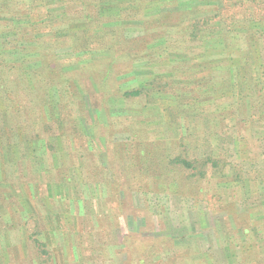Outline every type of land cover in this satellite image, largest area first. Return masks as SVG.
<instances>
[{"label":"trees","instance_id":"trees-1","mask_svg":"<svg viewBox=\"0 0 264 264\" xmlns=\"http://www.w3.org/2000/svg\"><path fill=\"white\" fill-rule=\"evenodd\" d=\"M12 1L14 0H0V4L7 3L6 6L8 5L5 6L6 9L0 6V37L8 31L9 33L14 32L15 37L24 41L26 37H29L27 34H31V38L34 40L29 42H37L36 25L31 30L26 28L25 31V28L17 27V24L13 22L14 18L30 17L34 19L36 16L41 18L45 31L53 30L58 37L75 34L71 33L72 26H77L81 33L85 30H82L84 27L80 28L82 25L86 29H91V16H93L91 13H94V9L89 6L90 0H56L65 5L72 3L68 4L70 6L64 7L62 11L60 10L59 13H53L49 6H45V11L42 10L37 3L44 0H15L14 6H12ZM77 1L83 2L85 8L84 12L79 15H76L78 4L75 2ZM135 6L136 10L147 9L149 16L146 18L150 21L141 23L145 32L141 33L142 35L139 37L129 35L106 37L104 44L98 39L95 45L91 40L94 37H65L68 38L66 41H70V44L73 45L75 52H90L93 48L98 51L90 55V62L84 63L81 67V70H86L89 66H94L97 70L95 72L96 83L91 81L90 87L86 80L84 81L86 84L82 86V80L77 83L71 79L77 69H67L65 65L72 66L73 64L69 65V62H66L68 60L59 61L56 54L53 55L52 60L42 57L37 69L28 74L23 73V63L31 62L28 57L23 55V52L30 51L32 46L18 47L22 51L20 63L9 64L3 61L4 67L0 65L1 70L3 69L0 73V101L10 107L12 102L7 95L9 88L12 89L10 93L13 94V90H15L13 86L18 87V89L16 88L18 92L24 93V100L17 101L18 108L16 110L13 107L12 109L0 107L1 138L9 140V145L16 146L17 149L19 147L23 149V146L25 147L28 142H39L40 132L37 127L35 128L36 123L31 117V115L37 114L35 119H39L40 131L43 127L48 157L55 160L59 157L57 161L62 162L61 154H57L59 152L56 148L57 145L51 141L54 137L58 138L52 133L53 129L50 124L54 117L56 118L54 122L65 123L71 120L75 123L69 105H76L81 118L88 122L90 118L86 115L88 102L84 98V94L87 93L81 91L80 87H82L85 92L92 91L95 97L97 94L102 96L99 107L101 110L107 111L109 124H114L118 118L117 125L121 122L128 126L124 131L125 140L114 143L115 133L111 131L112 126L107 124L109 132H107L106 138L108 145L117 144L122 150L119 157L120 163L115 167L118 170L114 169L113 171L114 178L117 180L131 178L134 181L137 179L138 181L132 185L137 192L156 193L158 189L160 193H169L173 196L203 195L204 190L199 186L202 179L205 182L215 180L216 184H223V188L234 183L239 184L236 185L238 189L244 190V188H248L245 184L246 181L249 182L250 187L254 186L255 176L252 175L253 173L234 167L229 169L232 176H228L226 171L229 164L222 158L209 157L192 161L186 158L183 152H176L174 150L176 147L172 146L176 144L171 141L173 136L171 130H165L162 133L163 141L159 142L160 144L157 143L156 147L137 144L140 150L138 154L125 149V145L136 144L135 139L144 138L150 134L149 122L162 118L161 109L179 113L181 110L184 111L183 109L190 108L193 111L201 112L204 107L216 106L220 116L211 118L209 125L212 131L217 133L219 124L225 120L224 117L229 115V111L234 112L235 115L230 114L231 118H236L238 108H235V104H238V106L241 105L242 115L245 114L249 117L245 118V121L252 118V125L254 123L259 126L264 125L262 122L264 120V0H136ZM87 13L89 16H86ZM53 17L56 19L60 17L58 24L63 23L62 32L55 31L57 24L54 25ZM236 24L244 26L247 30H235L234 25ZM36 46L39 49L42 47L38 43ZM10 47H13V41L7 39L1 43L0 51L9 50ZM57 47L56 45L55 48ZM140 66L152 67L154 77L144 85L123 88L124 82H130L135 78V73ZM29 79H32V83H29ZM3 90H5L4 93ZM226 95L228 98L225 104L222 102L223 98L218 97ZM55 97L65 107L63 121L61 120L62 115L51 111V107L53 108L52 99ZM112 98H119L127 103L134 102L141 111L137 115L129 114L122 118L124 115L119 116L118 112L114 113L113 108L108 107V101ZM106 100L107 107H105ZM23 101H25V105ZM25 107H27V113L28 108L32 112L27 117L23 114ZM41 116L45 121L41 119ZM145 121L148 122L147 125L144 124ZM73 128L77 130V126L73 125ZM7 134L11 137L6 138ZM179 141L181 142V140ZM56 143L58 144V142ZM130 149L133 150L134 147ZM128 152L133 154V158H130L125 164L124 153ZM95 158L96 165L99 166L100 157L95 155ZM59 161L55 162L59 171L61 170L56 175L58 178L55 184L57 185L50 182L53 180L54 173L49 169L47 171V195L52 199L58 198L55 207L62 202L59 199H64L67 195V190L70 187L67 188L64 182L70 178L71 172L68 171V168L71 169L75 166L72 159L66 165ZM90 166L92 167L84 162L79 167V172L85 179L89 178L91 182H99L107 177L99 175L98 169L93 167L92 169ZM187 171H193L196 179L187 176ZM143 183L146 186H143ZM114 185H116V189L118 188V192L115 190V195L120 199L119 189L122 192V184L118 185L114 182ZM219 188L216 189L218 194L221 192L226 194L221 191L223 189ZM249 191L252 192L250 189ZM204 195H207L205 191ZM219 198V201L210 200L208 208L214 213L226 208L235 212L232 219L225 218L229 220L228 227H233L236 235L238 234V237L231 238V244L235 249L237 248L236 244L241 246L242 255L251 254L256 247L259 249L256 236L251 235L253 232L252 223L255 221H253L251 213L255 214L256 212L258 216L263 215L264 201L254 206V204H248V200V202L242 200L239 202L245 208H241L238 207V200L233 199L234 197L223 199L221 196ZM109 201L107 200L109 207L107 220L110 223L113 221V226L122 232L121 241L124 244L123 251L126 253L124 264H164L160 256L162 251L159 252L157 249L162 250L164 246L173 248L175 239L168 236L169 234H165L156 236L157 238L153 242H147L145 239L149 237L141 238L134 232L124 233L122 219H120L124 218L123 211L125 210L124 204L121 202L122 199L118 204H116L117 200L112 199V209L109 206ZM110 214H112L113 220ZM115 218L119 221H114ZM263 220L259 223L258 228L264 229ZM57 221L60 222L59 219ZM41 232L37 227L35 232L28 237L30 247L33 249V256L30 259L37 260V264H52L50 246L40 239ZM259 236H261V241H264V231ZM212 255H214L212 252L208 254V256ZM247 259L258 260L259 257L252 259L247 256ZM261 260L264 262V256Z\"/></svg>","mask_w":264,"mask_h":264},{"label":"rangeland","instance_id":"rangeland-1","mask_svg":"<svg viewBox=\"0 0 264 264\" xmlns=\"http://www.w3.org/2000/svg\"><path fill=\"white\" fill-rule=\"evenodd\" d=\"M11 3L14 6L15 0ZM75 3L78 4L76 15L84 12V3L81 1ZM6 4H0V6L6 9ZM37 4L44 11L46 10L44 9L45 6H49L53 13H59L60 10L62 11L64 7H68L70 6L68 4L72 3L65 5L56 0H44ZM135 5L136 0H90L89 6L94 9V13H91L93 14L91 16V29H86L82 25L80 28L84 27L82 30H85L81 33L77 26H72L70 28L71 33L75 34L61 37H58L53 30L45 31L39 16H36L34 19L30 17L14 18L13 22L17 24V27H23L25 31L26 28H28L27 30H31L36 25L35 37L37 38V42H29L30 40H34L31 38V34H27L29 37L21 41L20 38L15 37L14 32L9 33L7 31L8 33L6 32V34L0 37V45L8 39L13 41V47H10L9 50L0 51V65L4 67L3 61L9 64L20 63L22 61L20 58L22 51L18 47L25 48L32 46L30 51L23 52V55L31 60L30 63L28 61L23 63V73L28 74L37 69L40 66L42 57H46V60H52L53 55L56 54L59 61L68 60L66 62H69V65L73 64L72 66L65 65L67 69H77L76 74L72 78L70 77L71 79L77 83L79 80H82V86L86 84V82L84 83L86 80L90 87L91 81L96 83L95 79L97 75L95 72L97 70L94 66H89L86 70H81V67L84 63H89L90 55L98 51L93 48L90 52H75L73 45L70 44V41H66L68 38L65 37H94L91 38L93 45L97 43L98 39L104 44V38L106 37H126L127 35L139 37L142 35L141 33L145 32V28L142 27L141 23L149 21L146 18L149 15L147 9L136 10ZM86 16H89V14L87 13ZM53 18L54 25L57 24L55 31L62 32L64 29L63 23L58 24L59 18ZM18 20L19 22H17ZM234 29L240 31L247 30V28L238 24L234 25ZM30 43L32 45H28ZM36 43L42 45V47L39 49ZM56 45L58 46L57 48H55ZM1 66L0 73L3 70H1ZM153 77L154 71L152 67L140 66L135 73V78L130 82L127 81L128 83L124 82L123 88L144 85ZM29 80V83H32V79ZM95 86L97 85L95 84ZM13 87L15 89L13 90V94L10 93L12 89L9 88L7 95L11 98L12 103L10 107L8 104L6 106L5 103L3 104L0 101L1 108L8 107L12 109L13 107L16 110L18 108L17 101L19 99L24 100V93L18 92L16 90L18 87ZM96 88L98 89V87ZM80 89L83 93H87L84 94V98L88 102V113L86 114L90 117L88 122L81 118L76 105H69L70 111L73 112L75 123L71 120L65 123L54 122L56 119L54 117L53 122L51 121L52 124H50L53 129L52 133L58 138L55 139L54 137L51 141L57 145L56 148L59 150L57 154H61L60 160L66 165L72 159V163L75 165L71 169L68 168V171L71 172L70 178L68 180L65 179L66 182L64 184L67 188H70L67 190L66 197L59 199L62 202L56 207L55 203H58L56 202L58 198L52 199L48 197L45 186L48 184L47 171L49 170L54 173L53 180H50V182L53 185H57L55 182L58 178L56 175H58L59 169L55 165V162L59 161H57L59 157L56 160L48 157L43 127L41 128L42 131H40L38 127L40 124L39 119H35L37 114L31 115V117L32 120L34 119L33 122L36 123L35 128L37 127L38 132H40L39 142H28L25 147L23 146V149L20 147L17 149L16 146H12V148L8 143L9 140H3L0 135V153L7 149L12 150L13 155L10 158L7 157L8 161H13L11 166L17 167L18 165L20 168L24 166L29 172L30 178L19 177V180L26 178L27 180L24 183L27 184V187L30 184L32 185L30 189L26 188L28 193L32 192L34 194L38 192L37 198L41 197L39 199H28L30 200L28 204L30 208L28 210L29 213L24 214L30 220H27L25 229L21 231V235L17 234V237H15L16 241H14V237H12V240L9 236L1 235L0 250L2 251H0V264H37V260L30 259L33 256V249L30 247L28 239L29 235L35 232L37 227L42 231L40 239L50 246L52 264H124L125 262L123 261L126 260V253L123 251L124 244L121 241L122 232L119 228L113 226V221L110 223L107 220V210H109L107 200H110V204H108L112 209V199L117 200L116 204L122 199L121 202L124 204V218H120L122 219L124 233L134 232L141 238L149 237L145 239L147 242H153L156 240V236L165 234H169L168 236L175 239L173 248L163 245L164 248L162 250L157 249L159 252L162 251L160 256L164 264H264L263 260H261L262 256H264V241H261V236H259L264 229L258 228L259 223L264 219V214L258 216L256 212L255 214L251 213L253 221L255 220L252 223L251 229L253 232L251 235L256 236L259 249L261 250L256 247L251 254L242 255L241 246L236 244L237 248L235 249L231 244V238L238 237V234L236 235L233 227H228L229 220L225 219L227 217L232 219L235 212L232 209L226 208L214 213L208 208L210 200L219 201V197L221 196L223 199L234 197L233 199L238 200V207L241 208H245L239 202L242 200H248V204H254V206L258 205L260 201H264V125L259 126L255 123L252 125V118L245 121V118L249 117L245 114L242 115L241 105L238 106V104H235V108H238L236 118H231L230 114L234 115V112L229 111V115L224 117L225 120L219 124L217 133L212 131L209 125L211 118L220 116L217 113L216 106L204 107V110H201V112L193 111L190 108L183 109L184 111L181 110L179 113L161 109L162 118L149 122L150 134L144 136V138L135 139L136 144H126L125 149L138 154L140 153L138 149L140 143L142 146L156 147L157 143L163 141L162 133L165 130H171V135H173L171 141L176 144L172 146L176 147L174 148L176 152H183L185 157L192 161L207 159L209 157L222 158L229 164L226 171L228 176H232V172L229 169L234 167L240 168L248 173H253L252 175L255 176L253 179L254 186L250 187L249 182L246 181L245 184L248 188H244V190L238 189L236 185L239 184L234 183L228 184V186L223 188V184L218 185L215 180L205 182L202 179L199 182V186L207 193L206 196L204 195V191L203 195L192 194L190 197L160 193L158 189L156 193H146V191L140 193L132 186L134 182L138 181L137 179L134 181L131 178L124 180L114 178L113 171L114 169L115 171L118 170L115 167L120 163L119 157L122 154V150L117 144L110 146L107 143L106 137L107 132H109L107 124H109V119L107 111L105 112V109L101 110L99 107L102 96L97 94L95 97L92 91L85 92L82 90V87ZM4 92L5 90H3ZM227 95L219 96L218 98H223L222 102L226 104ZM52 101L53 108L51 107V111L62 115L61 120L63 121V112L66 111L64 105L60 104L56 97ZM23 104H26L25 101H23ZM105 104V107H107V100ZM135 104L134 102H124L119 98H112L108 101V107L110 109L113 108L114 113L118 112L119 116L124 115L122 118L129 114H139L141 109ZM26 108L23 114L27 117L32 112L28 108L27 113ZM41 119L44 120L43 117ZM24 120L27 119L24 118ZM116 121L114 124H109L112 126L111 131L115 133V139L113 138L114 143L125 140L126 134L124 131L128 127L126 123L121 122L117 125L119 123L118 118H116ZM144 124L147 125L148 122L145 121ZM73 125L77 126V130L73 128ZM9 137L11 135L7 134L6 138ZM176 142L180 143L177 144ZM131 147H134V149L131 150ZM95 155L100 157L101 163L99 166L96 165ZM132 155L130 152L124 153L125 164L130 158H133ZM3 158H5L4 155L0 156V163H4L5 159ZM62 162L59 161V163ZM84 162L92 165L93 168H97L99 175L107 177L104 180H99V182H91L89 178L85 179L79 172V167ZM63 164H60V166H63ZM92 167L90 166V168ZM187 176L195 177L193 171H187ZM114 182L118 185L119 183L122 184V192L119 189L120 199L115 195V190L118 192V188L116 189ZM139 182L141 183L140 180ZM142 185L146 186L144 183ZM218 188L223 189L221 191L226 192V194L222 192L218 194L216 190ZM19 206V204L16 206L10 204L9 211H19L17 209L20 208L24 212L25 210ZM1 207L0 203V213L3 214ZM228 214L230 215L227 216ZM110 217L113 220L112 214H110ZM58 219L60 222L57 221ZM18 221L16 220L17 229L19 228ZM114 221L119 220L115 218ZM2 222L0 219V224ZM12 224L14 225L13 222ZM27 224H30L31 227L29 228ZM7 242H14L16 245L15 250L9 251L7 247L2 246V244L7 245ZM34 250L36 251V249ZM211 252L214 255L208 256ZM247 256H250L252 259L259 257V259L248 260ZM157 261L160 262V260Z\"/></svg>","mask_w":264,"mask_h":264},{"label":"crops","instance_id":"crops-1","mask_svg":"<svg viewBox=\"0 0 264 264\" xmlns=\"http://www.w3.org/2000/svg\"><path fill=\"white\" fill-rule=\"evenodd\" d=\"M4 155L5 161L4 163H0V203L2 205L1 207V212L4 214H1L0 219L3 221L0 224V237L1 235H6L9 237H14V241H16L15 237H17V234L21 235V231L23 229H25L26 226V222L27 220H30L26 214L29 213V203L30 200L28 199H39L41 197L37 196L39 195L38 192H35L34 194L28 193V189L31 188V184L27 187V184H25V179H20L24 178V177H29L28 175V171L26 170L27 168L22 166V168H20V166L17 165L16 166H11V161H8L9 159L7 157H11L13 155L12 150L11 149H7L6 151L0 153V156ZM12 160V159H11ZM19 180V181H17ZM22 180V182H21ZM26 185V186H25ZM47 187V185L45 186V188ZM47 196V195H46ZM261 202V201H260ZM17 205L19 204L23 210H25L24 212L21 211L20 208H18L17 210L19 211H9V205ZM23 204V205H21ZM19 213V214H15V213ZM26 213V214H24ZM13 214V215H11ZM26 218V220H25ZM11 220L14 223V225H11ZM16 220H19V228H16ZM28 225V224H27ZM29 228L31 227L30 224L28 225ZM43 234V233H42ZM13 240V238H12ZM0 241H2V239L0 238ZM14 243V242H13ZM8 243L7 245L2 244L3 247H7V250L11 251V250H15L14 248H16L15 243ZM2 249V248H1ZM18 249V248H17ZM2 251V250H0Z\"/></svg>","mask_w":264,"mask_h":264}]
</instances>
